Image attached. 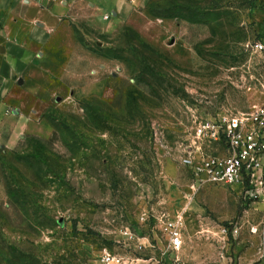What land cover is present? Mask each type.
Segmentation results:
<instances>
[{
  "label": "rangeland",
  "instance_id": "1",
  "mask_svg": "<svg viewBox=\"0 0 264 264\" xmlns=\"http://www.w3.org/2000/svg\"><path fill=\"white\" fill-rule=\"evenodd\" d=\"M243 1L149 0L119 27L67 16L56 76L26 70L11 89L51 132L7 146L0 131V264H264V150L253 180L194 171L230 155L200 125L264 109L263 38ZM248 128L264 144V125Z\"/></svg>",
  "mask_w": 264,
  "mask_h": 264
},
{
  "label": "crops",
  "instance_id": "2",
  "mask_svg": "<svg viewBox=\"0 0 264 264\" xmlns=\"http://www.w3.org/2000/svg\"><path fill=\"white\" fill-rule=\"evenodd\" d=\"M148 2L149 0H0V131L6 128L11 130L12 136L7 146L14 141V135L22 130L36 136L44 134L45 137L51 132L46 123H37L33 117L21 113L19 97L11 93V89L26 70L42 68L50 72V76H56L54 74L64 61L55 47L51 46L56 42L57 33H62L64 23L68 21L67 16L73 14L71 20H77L78 17L75 16L78 12L87 13L89 10L90 13L94 12L95 18L94 15H88L85 20L106 24L110 20L107 15H111L113 26L119 27L126 24L136 10L145 8ZM253 17L256 22L255 30L264 39V11L261 8L255 9ZM35 51H38V56L42 55L40 63H36L34 59ZM18 85L23 86V79L18 81ZM93 88L98 90L96 93L101 92L103 83L96 84ZM92 90L88 93L85 90L81 96L96 94ZM19 125L21 130L15 132Z\"/></svg>",
  "mask_w": 264,
  "mask_h": 264
},
{
  "label": "built area",
  "instance_id": "3",
  "mask_svg": "<svg viewBox=\"0 0 264 264\" xmlns=\"http://www.w3.org/2000/svg\"><path fill=\"white\" fill-rule=\"evenodd\" d=\"M257 52H264V45L258 43L253 47ZM253 124L258 127L264 125V109L257 111L254 117L223 118L218 123H207L200 125L197 133L200 136L210 135L216 142L225 145L230 155L225 158H210L203 160L201 164L194 169L198 181L204 184L233 186L240 183L244 173L247 177L255 179L257 173L263 170V165L255 159V154L260 149L264 150V144L256 141V130L250 131L248 126ZM248 129V131H247ZM194 161L191 156L184 160V164L193 169ZM204 175L205 179H199ZM173 246L181 248L182 239L177 234L173 238ZM106 263L113 264L112 258L107 257Z\"/></svg>",
  "mask_w": 264,
  "mask_h": 264
},
{
  "label": "trees",
  "instance_id": "4",
  "mask_svg": "<svg viewBox=\"0 0 264 264\" xmlns=\"http://www.w3.org/2000/svg\"><path fill=\"white\" fill-rule=\"evenodd\" d=\"M245 4H252L253 5V9L255 8H257L258 6H257V4H259L260 5V8L264 11V0H258V2L257 1H254V0H252V1H247V0H245V1H243ZM257 6V7H256ZM152 14H153V16H155V17H158V15L157 14H155L154 12H152Z\"/></svg>",
  "mask_w": 264,
  "mask_h": 264
}]
</instances>
